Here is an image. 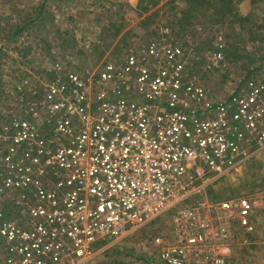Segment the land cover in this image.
Wrapping results in <instances>:
<instances>
[{
    "label": "built area",
    "instance_id": "2783aa9c",
    "mask_svg": "<svg viewBox=\"0 0 264 264\" xmlns=\"http://www.w3.org/2000/svg\"><path fill=\"white\" fill-rule=\"evenodd\" d=\"M185 62L151 40L89 78L57 72L29 108L43 132L0 130V264H83L167 214L169 238L152 242L162 264H230L218 248L252 233V204L204 196L264 149V77L214 101Z\"/></svg>",
    "mask_w": 264,
    "mask_h": 264
},
{
    "label": "rangeland",
    "instance_id": "374dc122",
    "mask_svg": "<svg viewBox=\"0 0 264 264\" xmlns=\"http://www.w3.org/2000/svg\"><path fill=\"white\" fill-rule=\"evenodd\" d=\"M151 40L182 47L186 71L217 101L239 80L264 77V0H0V130L23 119L43 132L45 115L29 108L57 72L89 78ZM204 197L250 200L252 233L238 230L217 252L230 264H264V149ZM170 234L171 214L163 215L99 245L83 264H162L152 242Z\"/></svg>",
    "mask_w": 264,
    "mask_h": 264
},
{
    "label": "trees",
    "instance_id": "16d2710c",
    "mask_svg": "<svg viewBox=\"0 0 264 264\" xmlns=\"http://www.w3.org/2000/svg\"><path fill=\"white\" fill-rule=\"evenodd\" d=\"M248 78V77H247Z\"/></svg>",
    "mask_w": 264,
    "mask_h": 264
}]
</instances>
